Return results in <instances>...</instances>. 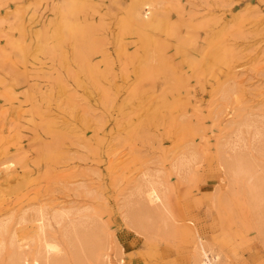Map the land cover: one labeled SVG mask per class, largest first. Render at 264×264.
Masks as SVG:
<instances>
[{
  "label": "rangeland",
  "instance_id": "374dc122",
  "mask_svg": "<svg viewBox=\"0 0 264 264\" xmlns=\"http://www.w3.org/2000/svg\"><path fill=\"white\" fill-rule=\"evenodd\" d=\"M263 145L264 0H0V228L24 235L43 207L48 236L61 210L95 223L105 264H195L200 238L220 264H264L246 186ZM147 178L169 226L144 215Z\"/></svg>",
  "mask_w": 264,
  "mask_h": 264
},
{
  "label": "bare ground",
  "instance_id": "6f19581e",
  "mask_svg": "<svg viewBox=\"0 0 264 264\" xmlns=\"http://www.w3.org/2000/svg\"><path fill=\"white\" fill-rule=\"evenodd\" d=\"M243 156L238 158L239 165L244 164L242 163V158H244ZM190 163V159L186 157H180L174 163V170L177 173H182L187 169ZM247 177H249V174L247 171L244 170L241 172H235L233 178L234 181H242L244 179H247ZM260 178L263 179L261 176H250L247 179L246 184L248 194H250L253 200L255 199L254 201L259 203V205L261 204V200L262 203L264 202V196H262L261 194V196L259 197L260 194L258 195V192L262 191L259 190V188L263 189L261 187V182L264 181V179L261 181ZM259 180L261 182H259ZM136 195H139L140 198H143V202L146 204V208L143 209L145 213L142 211L144 215L147 213L148 216L150 215V217H152L153 214V218L154 216L156 218H158L157 216H159V218L163 217L165 219L164 224L166 223L167 226H169L174 221L175 218L173 216V213L171 212L170 208L168 207L165 201L166 189L162 186V183L149 178L144 179V182L139 185V190L137 191ZM132 199L133 198H129L128 202L126 203V205L128 206V209L124 214V218L126 220L132 217L131 215L134 213V211L138 212L137 208H135L134 206ZM153 209H161L163 215L160 216L156 213H153ZM137 214L135 215L136 219ZM32 217L34 224L32 226V230L28 233L26 232L24 235L18 234V229L16 228H14L13 230H9V227L6 225H3L0 228V255L4 251H7V260L9 258L11 264H91L89 263L91 258H98V250L102 248L105 249L107 247L106 239H104L103 237L102 239L98 232L97 234L99 237L97 235H93L94 233H96L93 231L95 228L93 230L90 229L91 231H93V233L88 232V229L91 227L90 225H94L95 223H90L89 225V221H87L85 217L73 219L70 218L68 212L63 210L54 213L52 215V219L55 221L56 224H61L66 220L61 233H57V237L48 236L46 234V225L50 226V224H47L46 222L45 210L43 207H39L36 213L32 215ZM26 222H28V219L23 218L22 223L26 225ZM6 234L10 235L8 240H6L5 238ZM34 238L38 240V247L36 249L35 254L33 255L32 260L30 261L24 255L25 253L23 252V247L28 244V239L33 240ZM205 246L206 245L203 243L202 238H200L198 255H196L198 257H196L195 264H220V255L214 254L213 249H208ZM104 255H102V259L98 258L101 261L100 264H105Z\"/></svg>",
  "mask_w": 264,
  "mask_h": 264
}]
</instances>
